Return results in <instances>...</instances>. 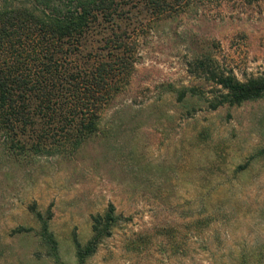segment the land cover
<instances>
[{
    "label": "rangeland",
    "instance_id": "obj_1",
    "mask_svg": "<svg viewBox=\"0 0 264 264\" xmlns=\"http://www.w3.org/2000/svg\"><path fill=\"white\" fill-rule=\"evenodd\" d=\"M131 17L121 27L134 64L96 134L78 148L60 136L35 154V136H17L21 151L0 132V264H56L35 213L60 261L78 264L74 238L86 245L110 204V234L84 264H264V99L213 110L219 88L196 67L264 76V0H185ZM111 34L98 27L87 51ZM184 90L195 94L179 100Z\"/></svg>",
    "mask_w": 264,
    "mask_h": 264
},
{
    "label": "trees",
    "instance_id": "obj_2",
    "mask_svg": "<svg viewBox=\"0 0 264 264\" xmlns=\"http://www.w3.org/2000/svg\"><path fill=\"white\" fill-rule=\"evenodd\" d=\"M12 1L0 0V132L11 136V147L21 151L27 147L21 146L17 136L21 132L30 139L35 136L36 142L29 147L35 154L50 150L46 143L60 136L78 148L98 132L100 111L134 64L136 43L121 25H130L131 16L141 11L152 16L171 14L185 2L26 0L16 6ZM239 1L253 4L260 0ZM135 2L140 6L135 7ZM103 25L112 34L87 51V41ZM196 67L219 88L209 102L213 110L264 99V76L240 81L231 73L211 68L208 61H198ZM187 93L195 94L184 90L179 100ZM35 216L42 224L40 236L48 256L63 264L47 221L40 213ZM114 221L115 208L110 204L103 216L93 217V236L86 245L74 238L78 264L95 253Z\"/></svg>",
    "mask_w": 264,
    "mask_h": 264
}]
</instances>
